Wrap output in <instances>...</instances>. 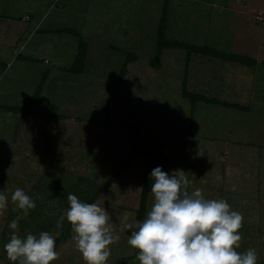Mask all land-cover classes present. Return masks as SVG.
<instances>
[{
	"label": "rangeland",
	"instance_id": "374dc122",
	"mask_svg": "<svg viewBox=\"0 0 264 264\" xmlns=\"http://www.w3.org/2000/svg\"><path fill=\"white\" fill-rule=\"evenodd\" d=\"M17 14L33 35L23 61ZM162 27L180 46L158 47ZM0 49V191L9 199L0 264H13L4 245L14 231L58 237L70 193L82 202L97 195L92 203L110 214L119 240L107 264H139L127 243L135 228L121 227L136 223L156 167L183 170L190 193L241 213L237 251L254 248L264 264V0H0ZM29 101L27 113L9 109ZM132 148L129 167L105 185ZM16 188L36 203L26 218L13 210ZM72 236L58 242L52 264H85Z\"/></svg>",
	"mask_w": 264,
	"mask_h": 264
},
{
	"label": "clouds",
	"instance_id": "9594fccd",
	"mask_svg": "<svg viewBox=\"0 0 264 264\" xmlns=\"http://www.w3.org/2000/svg\"><path fill=\"white\" fill-rule=\"evenodd\" d=\"M153 205L142 222L121 227L135 228L127 243L138 250L139 264H257L254 248L238 252L244 217L231 209L224 199H205L202 190L188 191L190 181L183 170L169 175L161 167L152 170ZM70 207L60 216L57 227L65 218L71 225L75 248L85 264H107L110 245L119 240L114 235L108 211L96 203L82 202L76 195L67 197ZM11 203L27 217L36 208L35 201L24 190L16 188ZM9 204L0 191V215ZM22 217L13 219L9 227L18 229ZM59 235V233H57ZM7 259L13 264H52L59 259L56 240L47 231L28 233L21 238L14 231L4 245Z\"/></svg>",
	"mask_w": 264,
	"mask_h": 264
},
{
	"label": "trees",
	"instance_id": "16d2710c",
	"mask_svg": "<svg viewBox=\"0 0 264 264\" xmlns=\"http://www.w3.org/2000/svg\"><path fill=\"white\" fill-rule=\"evenodd\" d=\"M162 29H163V27L159 29V39H158V47L159 48H169V47H174V46H180V43L178 41H170V40H167L166 38H164ZM84 45H85V43L82 40H80L79 41V47H78V55L79 56H82L84 54V52H85ZM185 48L187 50V53H190V52H201V51L207 52L206 49L201 48V47H197L195 45H185ZM243 60H244V58L242 57V61ZM245 61H244V63H245ZM192 99H194V100H199V99L205 100V97H203L201 95H192ZM29 106H30V101H29V103L27 105H24V106H10L9 109L14 111V112L27 113V112H29V109H30ZM0 109H2L1 105H0ZM136 153H137V149L132 148L131 151L128 154L127 159L122 163V165L119 168H117L115 170V172L111 175V177L105 183V185L111 183L117 176H119V174L124 172L129 167V164H130L133 156ZM144 180H145V185L143 187V190H142V193H141V197H140V203H139L138 216H137L136 223L137 222H142V220H143L147 193H148L149 190H151V184L153 183L151 178L149 177V175H145ZM95 197H97V195L92 196L87 203H92L93 199ZM71 231H72L71 225L67 221V223L63 227L62 231L59 233L58 237L55 238L56 245L58 244V242L61 239L62 240L68 239L70 237Z\"/></svg>",
	"mask_w": 264,
	"mask_h": 264
},
{
	"label": "crops",
	"instance_id": "0c3cea01",
	"mask_svg": "<svg viewBox=\"0 0 264 264\" xmlns=\"http://www.w3.org/2000/svg\"><path fill=\"white\" fill-rule=\"evenodd\" d=\"M11 12H13V13H15L14 12V10L13 9H11V8H9V10H8V13H6L5 15H4V17H5V19H6V22L10 25L11 24V21H10V19H13V18H11L10 17V15H11ZM21 12V11H20ZM14 16V15H13ZM17 17L14 19V20H12V22H15V23H17L15 20H18L19 22H22V24L25 26V28H23V31H22V35H24L23 33H25V37H23L22 38V41L24 42V49H25V46H26V44H25V41H26V39L28 38V37H30V36H33V35H30L29 36V34L27 33L28 32V30L29 29H27L29 26H31L30 24H31V22H29L28 20H21V15L19 14H17L16 15ZM15 23H14V25H15ZM13 26V25H12ZM11 26V27H12ZM5 27H6V25H5ZM7 27H9V26H7ZM27 33V34H26ZM3 40H5V38L3 37ZM2 43L3 44H5V41H2ZM1 50V49H0ZM34 51V50H33ZM32 51V52H33ZM26 53H29L30 54V57H31V51H30V49H28V50H26L25 49V56H23V55H17L16 57L18 58V59H20L21 61H23L24 59H26L27 57H28V55H26ZM2 66H4V67H6V64L5 63H3L2 62Z\"/></svg>",
	"mask_w": 264,
	"mask_h": 264
}]
</instances>
